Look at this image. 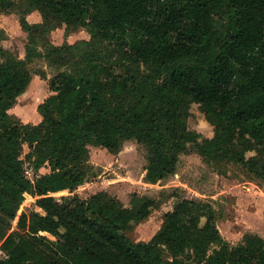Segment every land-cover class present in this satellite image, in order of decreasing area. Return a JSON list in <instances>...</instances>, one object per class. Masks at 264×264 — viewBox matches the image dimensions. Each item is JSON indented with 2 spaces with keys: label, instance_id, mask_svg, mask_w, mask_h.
I'll return each mask as SVG.
<instances>
[{
  "label": "trees",
  "instance_id": "obj_1",
  "mask_svg": "<svg viewBox=\"0 0 264 264\" xmlns=\"http://www.w3.org/2000/svg\"><path fill=\"white\" fill-rule=\"evenodd\" d=\"M35 11L41 23L28 21ZM14 12L28 43L22 59L2 45L0 26V264H264V238L232 246L211 203L177 200L150 241L134 242L132 224L157 200L134 193L128 207L106 192L77 193L91 149L116 155L129 140L146 149L149 184L175 175L191 145L208 164L264 182V0H0V14ZM63 25L90 39L54 45L49 35ZM39 58L59 71L35 125L10 111ZM192 104L212 138L189 129ZM26 163L49 172L32 183ZM25 194L42 213L21 212Z\"/></svg>",
  "mask_w": 264,
  "mask_h": 264
},
{
  "label": "rangeland",
  "instance_id": "obj_2",
  "mask_svg": "<svg viewBox=\"0 0 264 264\" xmlns=\"http://www.w3.org/2000/svg\"><path fill=\"white\" fill-rule=\"evenodd\" d=\"M26 17L32 24L42 22L38 11ZM20 18L21 14L18 12L0 14V26L8 34V39L3 41L2 45L23 59L28 34L23 31ZM49 39L59 46L66 42L75 44L81 40H89L90 34L85 29H80L66 35V26L63 25L54 30ZM30 69L33 75L31 86L25 95L18 99L10 113L24 123L37 125L42 120L38 106L53 94L49 80L59 70L48 66L44 58L35 60ZM42 73H45V77L41 76ZM188 127L191 131L201 134L200 140L214 136V127L207 121L198 104L191 106ZM28 151L29 148L25 146V153ZM147 163L146 149L136 140L125 142L116 155L102 147H93L89 160L92 172L84 187L77 193L85 200L97 193L106 192L128 207L134 193L157 200L159 206L149 218L132 224L128 234L134 242L150 241L160 230L165 214L172 210L174 203L181 198L211 203L216 210L219 231L223 239L232 246L238 245L249 233L264 238V182L256 180L236 165L208 164L193 145L180 156L175 175L162 184L145 182ZM25 167L30 169L31 166L26 163ZM48 172L49 168L45 167L41 169L40 174ZM62 195L68 196L67 193ZM38 198L28 196L24 203L25 210L42 213L36 205Z\"/></svg>",
  "mask_w": 264,
  "mask_h": 264
},
{
  "label": "built area",
  "instance_id": "obj_3",
  "mask_svg": "<svg viewBox=\"0 0 264 264\" xmlns=\"http://www.w3.org/2000/svg\"><path fill=\"white\" fill-rule=\"evenodd\" d=\"M29 168L30 169H26V167H25V175H26V178L28 180H30L32 183H35L36 180H37V178L39 177V174L40 173L39 174L38 173H35L32 167H29ZM60 195H62V194H56V195H50V196H53V197H55V198H57L59 200L63 196L62 195L61 197H57V196H60ZM28 196H31V195L25 194V200L23 202V205H22V208H21V212H26V210L24 208V203L26 202V199H27ZM31 197L32 198H36V197H33V196H31ZM0 256L3 257V258H7L8 257L7 254L4 251H2L1 249H0Z\"/></svg>",
  "mask_w": 264,
  "mask_h": 264
},
{
  "label": "crops",
  "instance_id": "obj_4",
  "mask_svg": "<svg viewBox=\"0 0 264 264\" xmlns=\"http://www.w3.org/2000/svg\"><path fill=\"white\" fill-rule=\"evenodd\" d=\"M34 16H35V14L33 15V17H34ZM34 18H35V17H34ZM36 20H37V19H36ZM30 86H31V84H30ZM30 86H29V87H30ZM28 89H29V88H28ZM27 91H28V90H27ZM27 91H26V92H27ZM26 92H25V93H26ZM23 95H25V94H23ZM23 95H22V96H23ZM0 246H1V242H0Z\"/></svg>",
  "mask_w": 264,
  "mask_h": 264
},
{
  "label": "bare ground",
  "instance_id": "obj_5",
  "mask_svg": "<svg viewBox=\"0 0 264 264\" xmlns=\"http://www.w3.org/2000/svg\"><path fill=\"white\" fill-rule=\"evenodd\" d=\"M45 233V232H44ZM46 234V233H45Z\"/></svg>",
  "mask_w": 264,
  "mask_h": 264
}]
</instances>
